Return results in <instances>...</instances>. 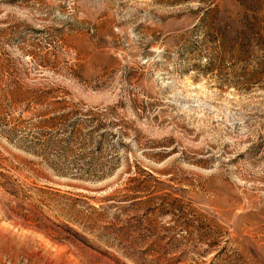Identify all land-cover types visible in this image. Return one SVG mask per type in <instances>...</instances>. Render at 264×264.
I'll list each match as a JSON object with an SVG mask.
<instances>
[{"label":"rangeland","instance_id":"obj_1","mask_svg":"<svg viewBox=\"0 0 264 264\" xmlns=\"http://www.w3.org/2000/svg\"><path fill=\"white\" fill-rule=\"evenodd\" d=\"M0 264H264V0H0Z\"/></svg>","mask_w":264,"mask_h":264},{"label":"trees","instance_id":"obj_2","mask_svg":"<svg viewBox=\"0 0 264 264\" xmlns=\"http://www.w3.org/2000/svg\"><path fill=\"white\" fill-rule=\"evenodd\" d=\"M209 12V11H208Z\"/></svg>","mask_w":264,"mask_h":264}]
</instances>
